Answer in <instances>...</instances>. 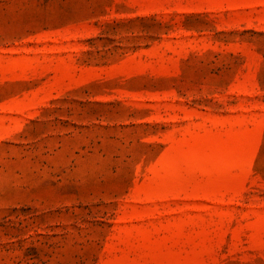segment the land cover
Returning <instances> with one entry per match:
<instances>
[{
	"label": "rangeland",
	"instance_id": "374dc122",
	"mask_svg": "<svg viewBox=\"0 0 264 264\" xmlns=\"http://www.w3.org/2000/svg\"><path fill=\"white\" fill-rule=\"evenodd\" d=\"M0 264H264V0H0Z\"/></svg>",
	"mask_w": 264,
	"mask_h": 264
}]
</instances>
